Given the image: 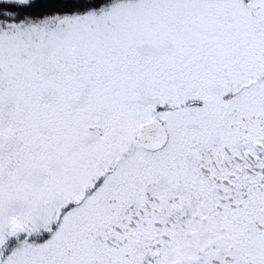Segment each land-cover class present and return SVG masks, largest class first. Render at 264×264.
Masks as SVG:
<instances>
[{"label":"snow or ice","instance_id":"6c2138e0","mask_svg":"<svg viewBox=\"0 0 264 264\" xmlns=\"http://www.w3.org/2000/svg\"><path fill=\"white\" fill-rule=\"evenodd\" d=\"M0 264H264V0H0Z\"/></svg>","mask_w":264,"mask_h":264}]
</instances>
